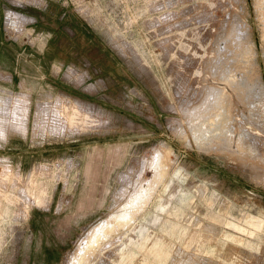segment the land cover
<instances>
[{
    "label": "rangeland",
    "instance_id": "1",
    "mask_svg": "<svg viewBox=\"0 0 264 264\" xmlns=\"http://www.w3.org/2000/svg\"><path fill=\"white\" fill-rule=\"evenodd\" d=\"M21 1L0 0V264H74L101 225L88 264H264V0ZM41 2L88 47L14 12ZM200 110L229 144H195Z\"/></svg>",
    "mask_w": 264,
    "mask_h": 264
},
{
    "label": "bare ground",
    "instance_id": "2",
    "mask_svg": "<svg viewBox=\"0 0 264 264\" xmlns=\"http://www.w3.org/2000/svg\"><path fill=\"white\" fill-rule=\"evenodd\" d=\"M264 2V1H263ZM260 92H261V95L262 96H264V94H263V87L262 86H260ZM45 106V105H44ZM67 106H63V111H61L62 112V116L64 115V117H65V115H66V110H67V108H66ZM64 109H66L65 111L66 112H64ZM75 111V109H73V111H72V109H71V113H70V115H74L73 113H75L74 112ZM76 111H78V110H76ZM199 112V115H198V123H199V125H200V127H198L197 128V130H195V134L193 135V141L195 142V144L199 147V148H204V149H207L208 147H210L211 146V142H210V138H212V137H210L211 135H213V134H218L219 132H223L222 134H223V136L225 137V140L223 141L222 140V142L223 143H226V144H229L230 143V140L228 141V138H227V136H228V134L227 133H225V130H224V128H222L221 126H216V124H211L212 123V121L211 120H208V116L207 115H210L207 111V113H205V111L204 110H200V111H198ZM201 112V113H200ZM16 113L17 112H15V110L12 112V126H17L18 124H19V122L21 121L20 119L21 118H23L22 116H23V114L22 115H20V116H17L16 115ZM46 114V113H45ZM52 115V114H51ZM70 115L68 116L69 118H70ZM21 117V118H20ZM73 117V116H72ZM74 118V117H73ZM86 118H87V116H86ZM85 118V119H86ZM27 120V119H26ZM68 120V119H67ZM66 120V121H67ZM74 120V119H73ZM54 121H57V123H60L61 121H59V118L57 119V118H55V120ZM69 121V120H68ZM75 121V120H74ZM73 121V122H74ZM87 121V120H86ZM202 121V122H201ZM24 122V121H23ZM72 122V121H71ZM73 122L71 123L72 125H74L73 124ZM78 122H80L79 120H78ZM77 122V123H78ZM84 122V121H83ZM88 122V121H87ZM74 123H76V122H74ZM81 123V122H80ZM70 124V123H69ZM70 124V125H71ZM221 124V123H220ZM215 138H217V136L218 135H213ZM161 167H160V170H161V172L162 171H164V164H162L161 163V165H160ZM140 199H144V198H140ZM134 209V208H133ZM135 210V209H134ZM133 210V211H134ZM130 211H131V209H130ZM130 213V215H131V212H129ZM133 214H134V212H133ZM125 216V213H123L122 214V217H124ZM125 218V217H124ZM129 220V219H128ZM111 221V220H110ZM121 222H122V220H121ZM125 222V221H124ZM131 222V221H130ZM118 223V222H117ZM127 223V222H126ZM128 223H129V221H128ZM128 225V224H127ZM103 227L104 226H99V227H96V228H92L91 229V231H90V233L88 234L87 233V236L85 237V239H84V241L80 244V247H79V249H78V251L76 252V260H75V262H74V264H88V262H86V256L88 255V251H90V253L91 252H93V248H94V245H95V243L98 241V237H99V235H100V231H102V229H103ZM107 227V226H106ZM109 227V226H108ZM111 227V226H110ZM115 227H116V225H115ZM125 227H126V225H125ZM122 229V228H121ZM121 229H119V230H121ZM106 230H108V229H106ZM104 231V230H103ZM112 231V230H111ZM116 231V230H115ZM114 231V232H115ZM118 231V230H117ZM106 232V231H105ZM103 233V232H102ZM108 233V232H107ZM112 233V232H111ZM110 233V234H111ZM105 234V233H104ZM106 235V234H105ZM114 235V234H113ZM109 238H110V235L108 236ZM100 239V238H99ZM111 239V238H110ZM104 240V239H103ZM102 240V241H103ZM105 240H107V238L105 239ZM108 241V240H107ZM98 244H99V242H97ZM96 243V244H97ZM97 244V245H98ZM104 244V243H103ZM98 248V247H97ZM100 248H102V247H99V249ZM93 249V250H92ZM92 250V251H91ZM96 251V250H95ZM101 253V252H100ZM94 254V253H93ZM90 257V256H89ZM95 259V258H94ZM94 261V260H93Z\"/></svg>",
    "mask_w": 264,
    "mask_h": 264
},
{
    "label": "flooded vegetation",
    "instance_id": "3",
    "mask_svg": "<svg viewBox=\"0 0 264 264\" xmlns=\"http://www.w3.org/2000/svg\"><path fill=\"white\" fill-rule=\"evenodd\" d=\"M23 4L25 5V2ZM41 4H43V3L41 2ZM44 4H43V6H44ZM31 5H33V9H31V10L24 9V7H20L21 12H17V11H14V12L27 16L28 22H25L24 25H28V24H29V26L33 25L32 28H35L37 26H43V27L48 26V27H50L53 31L52 35H48L47 37L46 36H44V37L40 36L42 38H48L46 44L48 43L49 39H54L53 45L55 44L56 46H60L59 42L61 41V38L65 39V40H69V41L78 40L80 38L81 41H80L79 47L81 48V50L88 47V42L84 41L86 36L83 35L81 33V31H78L75 28L76 26H79V23H76V21H72L70 19V17H72V15H71L72 12H70V10H66L65 15H64V16H66V17H64L66 24H63L64 22L62 20V17L59 16L54 10L49 8V6L47 7L46 4H45L46 6H44V7H42L40 5V3H39V6L37 4L35 5L33 3H31ZM17 6L19 7L20 5L17 3ZM18 7L16 9H19ZM32 31H33V29H32ZM33 38H37V35L33 36ZM55 39H58L60 41L56 43ZM75 56L78 59V56H80V55H75ZM83 58H86V57H83ZM83 60L87 61L86 59H83Z\"/></svg>",
    "mask_w": 264,
    "mask_h": 264
}]
</instances>
